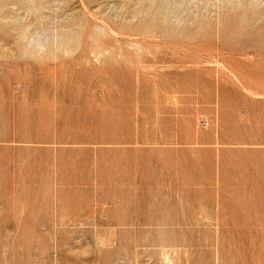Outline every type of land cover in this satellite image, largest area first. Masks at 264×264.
Here are the masks:
<instances>
[{"label":"rangeland","instance_id":"374dc122","mask_svg":"<svg viewBox=\"0 0 264 264\" xmlns=\"http://www.w3.org/2000/svg\"><path fill=\"white\" fill-rule=\"evenodd\" d=\"M0 264H264V0H0Z\"/></svg>","mask_w":264,"mask_h":264}]
</instances>
